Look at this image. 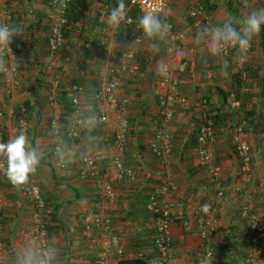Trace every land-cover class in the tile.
<instances>
[{"label": "crops", "instance_id": "0c3cea01", "mask_svg": "<svg viewBox=\"0 0 264 264\" xmlns=\"http://www.w3.org/2000/svg\"><path fill=\"white\" fill-rule=\"evenodd\" d=\"M85 1L88 2L89 8L84 12V21H80L83 24L80 26L83 27L84 35L94 40L106 37L110 50L115 48L126 50L130 46L131 39L123 36L124 25L121 23L119 28L115 30L110 28L106 33L97 21L102 11L100 2L97 0ZM168 1L167 15L177 29L186 35L183 46L189 65L187 70L181 74V88L188 98L189 105L185 108L178 106L179 109L175 112L174 122L169 128L173 141V153L169 159V168H163L157 158H152L146 147L152 136L150 133H153L156 124L161 119L156 121L152 117L141 118L139 113L142 111V106L153 109L152 99L158 100L155 92L152 93L153 90L144 87L143 81L157 77L153 72L156 65L162 62L171 64L173 62L161 47L163 43H159V50L154 51L152 49L154 42L145 37L143 42L136 47V55L131 60L134 73L118 91L121 104L127 110V114L137 117L132 125L125 161L127 165L137 170L138 177L135 181L124 180L116 184L117 206L115 210L107 209L105 202L97 194L96 184L93 188L91 185H85L77 180L71 181L67 185L57 184L53 180V166L50 163L48 138L45 135L49 118H54L55 115L61 113L56 104L55 106L45 104L49 101L47 96L55 90L57 80L65 76L69 79H84L87 93L91 95L95 92V87H99L105 79L102 66L104 56H87L84 67L79 69L66 61L68 60L67 53H65V48H61L55 57L48 59L45 73L40 74L44 70L39 71L40 68L33 63L30 65V69H19L21 83L11 95L6 93L4 80L0 75V111L3 112V116H0V130L2 128L5 130V136L8 139L14 134V130L22 128L29 141L46 153L45 159L37 171L30 175L29 180L22 186H13L3 174L0 175L1 264H9L12 252L34 236L33 213L37 211L38 205L32 194L29 193V187L34 183L39 185L42 197L50 199L51 206L47 208L46 215L49 225L53 226L51 229L53 234L49 237L55 238L60 246L61 264H99L97 257L102 251L107 252V257L101 264H118L119 254L115 250L113 251L110 237L107 234L96 239L89 237L86 233L85 217L90 212H97V206H100V209L98 208L100 212L111 219L114 230L125 246L124 256L144 254L151 259L153 264H157L158 256L152 244L154 229L150 215L145 210V202L148 193L157 186L156 182L164 181L165 177H171L175 183L171 199L179 203L174 209L176 223L172 228L174 246L172 263L198 264L197 252L203 239L198 232L200 219L195 210L197 204H207L216 209L214 243L221 249L218 253L222 255L217 258L216 264H242L239 250L244 249L243 246L248 240L249 244L251 243L252 233H247L249 222L243 218L240 211L244 207H250L256 213L262 214L264 210V141L260 135L257 136L251 132L245 134L251 144L254 161L250 172L251 178L245 180L240 174L234 153L233 131L229 128L231 120L227 119L229 124L226 127L217 126L215 152L223 175L225 193L222 198L207 183L206 172L194 168L193 165L198 164L197 158L192 161L193 165L188 161L187 157L192 155V152L184 150L183 145L189 141V135L195 130L196 120H199L203 111V109L196 108L193 105L194 102L200 100L205 94L210 95L212 102L219 107L212 106L216 109L214 113H217L225 105L222 89L232 91L235 86L232 82L233 75L230 74L231 69L227 68V74H222L220 61L208 57L205 48L197 46L193 42L196 30L205 24L201 20H191L188 12L190 6L200 0ZM212 1L225 2V0ZM40 3L38 0L34 3L35 10L39 12L42 11ZM223 5L212 12L214 24L227 17H232L234 21L238 22L254 12L246 7L239 11L240 17H234L226 10V5ZM134 11L138 13L135 8H132L133 14H135ZM27 18H32L29 11ZM237 26L239 25L237 24ZM258 35L253 37V49L248 53L246 60L250 68L258 69L255 76H250L249 80L252 82L253 78L256 79L254 81H257L264 72V46H262ZM78 42V48L83 49V40L79 39ZM115 60H119V57ZM60 67L62 69L59 71ZM37 79L40 81L37 82ZM98 84L99 86H97ZM32 87L33 90L30 89ZM258 90L257 82L253 83L251 89L253 97L248 100L247 106L255 107L257 111L264 113V98L259 96ZM34 96L42 107L41 115L39 118L29 119L26 126H21L19 122H16L14 116L15 107L23 105L26 100L33 99ZM228 105L224 106L225 109ZM188 122H190L189 126H183V123ZM102 137L103 135L100 136V138ZM58 169L60 170V168ZM57 205H59V219L52 220L50 214L54 212L53 208ZM61 224H64V230L60 228ZM262 247L264 250V242Z\"/></svg>", "mask_w": 264, "mask_h": 264}, {"label": "built area", "instance_id": "2783aa9c", "mask_svg": "<svg viewBox=\"0 0 264 264\" xmlns=\"http://www.w3.org/2000/svg\"><path fill=\"white\" fill-rule=\"evenodd\" d=\"M72 0H53V5L58 6L56 20L52 24L51 34L49 39L50 55L53 56L59 47L63 44L64 38L62 34V23L65 19L64 16L68 4ZM264 3V0H262ZM7 0H0V25L11 26V14L6 8ZM126 8L127 20L124 23L123 36L130 38V46L123 50L122 48H115L110 50L108 47V40L106 37L101 39L103 47L100 52L104 56V74L105 81L96 92L95 107L99 113L102 121L101 125H108L112 127L113 142L103 149V154L100 156L93 155L90 157V163L80 162L81 178L85 181H91L96 184L103 195V199L107 201V205L111 208L116 206V184L123 180L135 181L137 180L138 173L132 167L128 166L125 162L126 145L129 140V132L132 127L129 119L124 111L119 108L118 91L123 86L124 80L129 78L130 71L132 70L131 59L135 56L136 46L142 43L145 36L142 35V30L137 28L138 19L131 14V9L136 8L139 17L145 12L157 11L160 12L166 22L171 26L168 34V39L163 43L167 56L173 62L165 63L168 67L166 76H161L157 81L158 86H164L165 90L161 93V109L162 115L159 126L154 130L150 139V149L153 153L162 158L163 168L168 165V158L172 152V139L170 133V124L175 119V106L185 108L189 105L188 98L182 93L180 82L181 73L185 72L188 63L186 61L185 49L183 42L186 38L184 32L176 29L173 22L166 14L169 7L168 0H124ZM109 12V11H108ZM108 12H104L99 18L103 31L107 33L110 29L104 21L107 18ZM205 6L200 2L194 3L190 10L189 15L194 19L205 20V24H214L212 16L206 15ZM12 39V38H11ZM11 42V41H10ZM7 51H0L2 57L8 65V71L4 72L5 75V88L8 93H13L15 86L18 84L17 67L14 62V55L9 44ZM253 49V44L248 53ZM119 60L115 61V58ZM227 60L229 68L233 73H239L241 79L249 81L250 76L247 69V63L239 65L232 59V50H228ZM72 103L74 99H79L82 102V96L85 87L78 83H73L67 89ZM231 107H239L241 102L236 99V95L231 93L228 99ZM52 106L55 102L52 101ZM196 108L206 106V99L198 100L195 102ZM74 113L76 112V105L73 104ZM0 115H2L0 113ZM205 116V115H204ZM20 124L27 125L26 119H20ZM62 127L61 123L55 116L51 122V127ZM246 122L242 121L234 128L233 142L236 151V157L239 162L240 172L245 180L250 179V172L252 170L253 155L251 144L246 137L244 130ZM216 123L210 117H202V122L199 124L196 158L199 164L206 169L208 182L216 191L219 197L224 196L223 179L221 166L216 163ZM264 137V132H263ZM0 142H3L2 134L0 133ZM103 162V166L100 165ZM4 167L0 161V169ZM2 173V171H0ZM3 174V173H2ZM166 179V180H165ZM162 184L157 185L153 191L149 193L146 208L151 213L152 226L156 230L155 249L158 252L159 259L164 264H172L173 255V235L171 227V217L174 215V209L179 203L171 199L172 191L175 189V183L171 177H166ZM29 193L32 194L33 199L37 202V211L33 213V234L36 233L37 228L41 230L43 236H48V230L43 224L41 217V209L44 207V199L42 198L39 186L34 183L29 187ZM182 204V203H180ZM100 209V206H99ZM199 216L202 215L203 219L200 220L198 232L203 239V243L198 250L197 263L198 264H214V234L216 223V209L209 208L207 213L201 211L198 207ZM243 218L247 219L252 233V241L247 250V255L243 264H264V252L261 244L264 242V213L262 215L252 212L250 207H244L241 211ZM263 216V217H262ZM85 230L89 237L98 236L100 234H107L113 247L117 250L119 255L124 253V248L120 243V238L116 234L112 225H110L109 218L105 216L100 210L97 212H90L85 217ZM107 257V252L102 251L98 254L97 261L99 264L104 263Z\"/></svg>", "mask_w": 264, "mask_h": 264}, {"label": "clouds", "instance_id": "9594fccd", "mask_svg": "<svg viewBox=\"0 0 264 264\" xmlns=\"http://www.w3.org/2000/svg\"><path fill=\"white\" fill-rule=\"evenodd\" d=\"M73 1H78V0H72V1H70V3ZM79 1H82V0H79ZM97 1H99L100 4H101V2H104V1H107L109 3V5L105 6L104 9L102 8V11L100 12V14L97 18L98 19L97 21H98L101 29H103V27L100 24L99 18L101 17V15L104 12H108V11L109 12L107 14V18L104 21V23L109 28L115 30V29L119 28L121 23L124 25L123 22H126V20H127L124 0H97ZM197 2H199V1H197ZM242 3L245 5V8L246 7L248 8V5H249L248 0H242ZM60 4H61V2L57 5H53V0H52V12H50V14L54 18L53 22L57 18L56 17L57 10L59 9L58 6ZM6 8L10 13L11 9H9L10 7H8V0L6 2ZM47 9L49 11L51 8H47ZM189 10H190V8H189ZM66 11H67V9H66ZM131 14L133 15L132 12H131ZM166 14H167V12H166ZM188 14H189V12H188ZM62 17L65 19V21L62 23V34H63L64 42L61 45V48L66 42V38H65L64 32H63V26L67 20L65 14ZM135 18L136 19L139 18L137 28L142 30L143 36L149 38L150 40H152L154 42L152 44V49L154 51H158L159 50V43H163L168 39V34H169L171 26L166 22L163 15L157 11L145 12L141 17H135ZM11 20H12V15H11ZM53 22H52V24H53ZM237 24L239 26H237ZM262 28H264V10H257V11L250 13L247 17L239 20L238 22L234 21L231 17H227V18L223 19L221 22H218L215 24L202 25L196 30V32L193 36V42L197 46L204 47L208 57H210L212 59H218L220 61L221 73L226 75L227 74L226 70H227V68H229L228 67L229 63L227 60L228 50L229 49L232 50L233 61L239 65H242L247 60L248 52H249L251 45H252L253 37L256 36L257 34H259L261 32ZM176 29H177V27H176ZM23 30H24L23 27L19 26V25H13V26L0 25V51H7L8 49H10L9 44H10L11 38L15 35H21V33H23ZM145 37H144V39H145ZM125 38H127V37H125ZM101 39L102 38L99 39L100 42H101ZM140 44H138V45H140ZM162 48H164V44H163ZM99 54H100V56H103L101 53H99ZM165 54H166V52H165ZM13 55H14V62H15L16 67H17L16 78L18 80V84L14 88V90H15L20 86L21 82H20V72H19L20 70L18 67L16 56L14 53H13ZM55 55H56V53L53 56L50 55V58L55 57ZM135 55H136V51H135ZM96 56H99V55H96ZM102 61H104V60L102 59ZM115 62L117 63L116 60H115ZM166 63H169V62H166ZM164 64L158 68L159 75L157 76V80H154V82H153L154 87L163 88V92L165 90L164 86H161V87L158 86L157 81L160 80L161 76H166L168 73V67ZM102 66H103V71H104V62L102 63ZM229 69H231V68H229ZM2 71L7 72L8 71V65H7V62L2 57H0V75L3 77V80H5V75ZM130 72H132V70ZM232 74H233V71H232ZM180 77H181V75H180ZM130 78H131V75H129V78H126L124 80L123 86L126 83V81H128ZM104 81H105V79L103 80V82ZM3 83H4V89L6 91L5 81H3ZM101 85L97 88V90L101 87ZM83 86L85 87V85H83ZM180 86H181V82H180ZM14 90H13V92H14ZM97 90H96V92H97ZM181 90H182V88H181ZM85 91H86V87H85ZM6 93L8 95L12 94V93H8L7 91H6ZM161 93L158 94L159 99H160ZM182 93H183V91H182ZM95 94L86 95L84 100H83V98H84V95H83L82 96V102L79 99H74L73 104L76 105V112L74 115L69 117L67 125L64 127L53 126L52 129L50 130V132H49V140H50L49 150L51 152L50 163L52 164L53 167L60 168V169H67L73 163H77L79 166L80 162L90 163L91 162L90 161L91 156H93V155L100 156L103 154V149L106 146L104 148L101 147V138L98 135V131H97L99 126L101 125L102 121L100 119V116H99V113H98L96 107L94 106L96 99H97V96ZM118 97H119V94H118ZM197 101H195V102H197ZM195 102H194V104H195ZM205 107L206 106H204L200 109H203ZM119 108L121 111L125 112L127 117L129 116L127 114V110L125 108H123V106L121 104L120 97H119ZM176 108L179 109L178 106ZM53 110L55 111V108ZM0 113L2 114V115H0L2 117L3 112L0 111ZM57 113H58V111H57ZM202 114H204L203 111H202ZM55 116L57 117V119H59V114H57ZM201 117H202V115H201ZM128 119H129V117H128ZM160 122H161V120H160ZM19 124H20V121H19ZM21 126H23V125H21ZM103 126L108 128V125L107 126L103 125ZM153 132H154V130H153ZM111 136H113V134H111ZM2 137H3V135H2ZM128 142H129V140H128ZM172 143H173V141H172ZM233 146H234V143H233ZM252 152H253V150H252ZM234 153L236 155L235 146H234ZM171 154H172V152H171ZM45 155H46V153L44 151H41L40 149L35 147L31 141H29V139L26 136L25 131L22 128L16 129V130H14V134L11 135L5 142H4V138H3V142H0V161H2L4 164V167L2 169H0V171H2L3 175L7 178V180L13 186H16V187L22 186L29 180L30 175L34 174L37 171L38 167L41 165L42 161L45 159ZM252 155H253V153H252ZM216 160H217V157H216ZM237 162H238V160H237ZM217 164L219 165V163H217ZM253 166H254V161L252 163V167ZM239 167L240 166H239V162H238V168ZM167 168H169V160H168V165L166 166V169ZM134 170H136V169H134ZM239 170H240V168H239ZM2 173H0V175H2ZM240 174H241V172H240ZM241 176H242V174H241ZM206 177H207V175H206ZM250 178H251V176H250ZM222 179H223V175H222ZM80 181L85 185H91L93 188H95L94 187L95 184L91 181H85V180H80ZM156 185H159V184H156ZM209 185H210V183H209ZM96 187L98 188L97 194H98V196H100V199L102 200L103 195L101 193V189L97 185H96ZM116 187H117V185H116ZM116 187H115V189H116ZM223 187H224V183H223ZM154 188L151 191H153ZM211 188H212V186H211ZM223 190H224V188H223ZM115 191H116V206H117V189ZM149 193L147 195V201H148ZM215 193H216V191H215ZM224 193H225V191H224ZM103 201L105 202L107 209H109L110 211L116 209V206L113 208L112 207L110 208L107 205V201H105V199H103ZM146 205H147V202H146ZM98 208L99 207L97 206L96 209L99 210ZM242 209H241V211H242ZM146 210H147V208H146ZM201 211L204 213H207L209 211V206L207 204L202 205ZM251 211H252V209H251ZM252 212H254V211H252ZM262 214H260V215H262ZM105 216H107V215H105ZM150 217H151V213H150ZM109 221H110V225H112V221L110 218H109ZM113 228H114V226H113ZM104 234H100L98 236H92V237L98 239L100 236H103ZM48 236H49V234H48ZM154 236H153V238H154ZM119 238H120V236H119ZM110 241H111V239H110ZM120 243L122 244V246L124 248V252H125V246H124L123 242L121 241V238H120ZM262 244H261V248L263 250ZM110 245L112 246L113 251L115 250L117 252V250L113 247L111 242H110ZM249 246H250V244H249ZM249 246L247 247V250H248ZM263 252H264V250H263ZM173 254H174V246H173ZM246 255H247V253H246ZM60 256H61L60 246L58 245L55 238L43 236L41 234V230L39 228H37L36 233L34 234V236L32 238L26 240L22 244L21 247L17 248L15 251L12 252L11 260L9 261V264H61ZM120 256L121 255H119V257ZM173 256H172V259H173ZM158 259H159V256H158L157 260ZM243 262H242V264H243ZM0 264H1V261H0Z\"/></svg>", "mask_w": 264, "mask_h": 264}, {"label": "trees", "instance_id": "16d2710c", "mask_svg": "<svg viewBox=\"0 0 264 264\" xmlns=\"http://www.w3.org/2000/svg\"><path fill=\"white\" fill-rule=\"evenodd\" d=\"M35 1L36 0H8V7H10L9 9H11L10 13L12 15L11 26L19 25V26H22L24 29L21 35H15L12 37L10 45H11L12 52L16 56L17 63L19 61L18 67L20 70L30 69V65L33 63L35 64L36 67L40 68L39 71L44 70L43 72H40L41 74L47 71L46 70L47 62H48V59H50L49 39H50V34H51L52 22L54 18L50 14V12H52V0H38L41 2L40 3L41 5L40 7L42 9L41 12L35 10V7H34ZM199 2L205 6L204 13L210 16H212V12L216 11V9L220 7V5H223V4L226 5L227 7L226 10L230 12V15L234 17L236 16L238 17L239 11L241 10V8L245 7V5L242 3V0H227L224 3H220V2L212 1V0H200ZM248 3H249L248 7L253 6L255 3H257L264 9V3L262 0H248ZM107 5H109L107 1L101 2V9L102 8L104 9L105 6ZM45 8H51V9L48 11V9H45ZM88 8H89V4L85 0H82V1L78 0V1L71 2L68 5L67 11L65 13L67 20L63 26V32L66 38V42L62 46V48H65V53H67V56H68L67 57L68 60L66 61L70 62V65H73L74 67L79 68V69L84 67L85 59L87 58V56L89 55H95V56L99 55L100 56L99 52L101 48L103 47L100 40H94L91 37L84 35L83 27L80 26V25H83L82 22L80 21H84V18H85L84 12L87 11ZM26 11L27 12L29 11V13L31 14L32 16L31 19L27 18ZM134 13H135L133 14L134 17H138V13L135 11ZM189 18L191 20H201L203 24H205V20H202L199 18L194 19L190 15H189ZM212 19H213V16H212ZM258 38H260V40L262 41L261 44L262 46H264V28H262L261 32L258 35ZM79 39L83 40V45H82V47H84L83 49L78 48ZM60 49H61V46L59 47L57 52ZM44 59H47V60H44ZM61 69L62 67L59 68V71ZM247 69L249 72V76H252V77L255 76L256 75L255 73L258 71V69L254 70L253 68H250L248 65H247ZM232 75H233L232 82H233V86L235 87L232 89V91L222 89V93H224L223 102H225V105L229 104L228 103L229 96L231 93H234L236 95V99L240 100L241 102L240 106L234 108V107H231V105H228L227 109H225L226 107H224L225 106L224 105L223 108L221 107L217 113H214L216 109L215 107H212V106H216V108H219V107H217V105H215V103L212 102L210 95L205 94L204 96L200 98V100L206 99V107L203 108L204 114H202V117H210L215 121L216 123L215 131L217 129V126L226 127L229 124V121H227V119L231 120L229 128L233 131V134H234V128L236 127V125H238L242 121H245L246 122V126L244 128L245 132H251L252 134H256L257 136L260 135V137L264 141V137H263L264 113L257 111L255 107L247 106L248 100H250L253 97L251 89H252L253 83L255 82H257V86L259 88L258 90L259 96L264 98V72L261 76H259L257 81H254L256 79L253 78L252 79L253 82L250 80L249 81L242 80L239 73H233ZM60 78L62 79L57 80L56 89L52 91L49 94V96H47V100L49 101H47L45 104H47V106H50L52 101H54L55 104L58 106V108H60L61 113L59 115L58 121L61 123L62 127H64L67 125L69 117L72 116L74 113L72 99L67 89L73 83L85 85L86 81L81 78L69 79L67 76L60 77ZM39 81L40 79H37V82ZM97 86H99V84ZM97 88L98 87H95V92H93L91 95L96 93ZM30 89L33 90V87ZM83 95H84V99L86 95H89V93H87V90L84 91ZM156 97L158 98L157 100L158 110L152 116V114L148 110V106L147 108H145L146 106H142L141 107L142 111L139 113L141 118L144 116L152 117L156 121L162 119V115L160 113L161 101L159 99V95ZM39 104H40L39 100H37V98L34 96L33 99L26 100L23 103V105L19 107H15L14 116H15L16 122L18 123L22 117L26 119V121H30L29 119H32L33 117L39 118L41 115V108H42ZM128 117H129L130 125L132 126L137 120V117L135 116L131 117L130 115ZM201 118H199V120L198 119L196 120L195 130L193 131V133L189 135V138H190L189 141L185 142L183 145L184 150L187 149L189 150V152H192V155L187 157V159H189L188 161H190L191 164L193 163L192 161H194V159L196 158L197 136H198L199 124L202 122ZM52 119L53 118L51 117L49 118L47 122V126L45 128L46 130L45 135L48 138V145H50L49 132L52 129L51 127ZM158 126L159 124L157 123L154 130H156ZM0 131L3 135L4 142H5L7 140V137L5 136L6 135L5 130L2 128ZM97 131H98L99 136L103 135V137L101 138L102 148H104L105 146L107 147L108 145L112 144L114 138L111 135H107L108 133L106 132L105 126L100 125ZM131 134L132 132H129V135ZM150 134L153 135L152 132ZM127 145H129V142ZM127 145H126V149H127ZM146 147H147V151L152 156V158L155 157L159 160V163L161 164L164 163L162 158H159L153 153V151L150 149L149 143ZM172 153H173V143H172ZM50 155H51V152L49 156ZM216 163H219L218 158L216 160ZM100 165L103 166V162H100ZM193 166L194 168H198L202 172L206 171V169L199 163ZM57 169L58 168L53 167V171H52V178L57 184L67 185L71 181L82 180L81 173H80L81 169L77 163H73L67 169H60V170L58 169V171ZM162 181L160 180L157 181V184L160 185L161 183H163ZM49 201L50 199H44V207L40 211H41V217L43 220V224L47 228L48 234L51 235L53 234V232H51V229H53V226L49 225V222L47 221V215H46L47 208L51 206ZM146 202H145V208H146ZM197 205L198 206L196 207L195 211L197 214H200L198 213V207H201L203 204H197ZM58 208H59V205L54 206L53 208L54 212L50 214L52 216V220L59 219V213H58L59 209ZM209 208H213V207H209ZM252 211L254 210L252 209ZM146 212L150 215V213L147 210ZM240 214H241V211H240ZM170 217H171L170 219L171 227L173 228L174 223H176L175 215L172 214L170 215ZM199 219L200 220L203 219V216L200 215ZM60 228L64 230L65 229L64 224H61ZM249 232H251L250 226L248 227V230H247V233ZM154 235H156L155 229H154ZM250 237H251V233H250ZM154 241H155V238H152L153 249L156 251V255L159 256L157 250L155 249ZM245 241H247L246 238H245ZM249 242L250 241L248 240L246 244L243 246L244 249L239 250V253L242 256L241 257L242 262L244 261V258L246 256L247 247L249 245ZM212 245L214 246V252H215V257H216L214 264H216L217 258H220L222 256L221 253L220 254L218 253L219 250L221 249L217 247L215 243L214 244L212 243ZM197 255H198V252H197ZM118 264H153V262H151V259L146 257L144 254H139V255H135L131 257L126 256V255L124 256V254H122L120 256ZM157 264H164V263L162 262V260L158 259Z\"/></svg>", "mask_w": 264, "mask_h": 264}, {"label": "rangeland", "instance_id": "374dc122", "mask_svg": "<svg viewBox=\"0 0 264 264\" xmlns=\"http://www.w3.org/2000/svg\"><path fill=\"white\" fill-rule=\"evenodd\" d=\"M226 1V0H225ZM222 2V1H221ZM245 7H243V8H241V9H244ZM248 8H250L251 9V11H257V10H263V8L259 5V4H257V3H255L253 6H249ZM262 8V9H261ZM238 17H240L239 15H238ZM163 64L164 63H166V62H162ZM159 64V65H156L157 67H156V69L155 68H153V72H155L156 73V76H158L159 75V73H158V69L157 68H159L160 66H162L163 64ZM134 72H130V75L132 76V74H133ZM230 74L232 75V72H230ZM154 80H157V77H155L154 79H146V80H144L143 81V85H144V87L146 88V89H151V90H153L152 91V93L154 94V92H155V96H158V94H160L161 92H163V88H156V87H154L153 86V81ZM148 90H146V92H149ZM156 90H158L157 91V93H156ZM154 102V104H153V106H154V108L153 109H151V108H149L148 110L150 111V113L152 114V116L155 114V112L158 110V105H157V99H152V103ZM175 107H177V106H175ZM156 109V110H155ZM177 110H178V108H176ZM189 124H190V122H188V123H183V126H185V127H187V126H189ZM107 128V127H106ZM106 132L109 134V135H111L113 132H112V127L111 126H108V128L106 129ZM169 159H170V157H169Z\"/></svg>", "mask_w": 264, "mask_h": 264}]
</instances>
